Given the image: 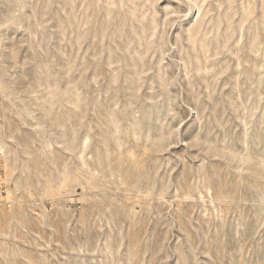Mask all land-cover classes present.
I'll use <instances>...</instances> for the list:
<instances>
[{
	"label": "rangeland",
	"instance_id": "obj_1",
	"mask_svg": "<svg viewBox=\"0 0 264 264\" xmlns=\"http://www.w3.org/2000/svg\"><path fill=\"white\" fill-rule=\"evenodd\" d=\"M0 264H264V0H0Z\"/></svg>",
	"mask_w": 264,
	"mask_h": 264
}]
</instances>
